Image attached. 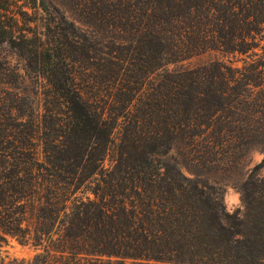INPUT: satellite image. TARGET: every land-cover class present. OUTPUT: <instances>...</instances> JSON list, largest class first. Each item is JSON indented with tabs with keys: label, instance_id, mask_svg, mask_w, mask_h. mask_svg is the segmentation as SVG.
I'll return each mask as SVG.
<instances>
[{
	"label": "trees",
	"instance_id": "trees-1",
	"mask_svg": "<svg viewBox=\"0 0 264 264\" xmlns=\"http://www.w3.org/2000/svg\"><path fill=\"white\" fill-rule=\"evenodd\" d=\"M1 45L45 91L0 80V264H264V159L201 177L264 148V0H0Z\"/></svg>",
	"mask_w": 264,
	"mask_h": 264
},
{
	"label": "rangeland",
	"instance_id": "rangeland-1",
	"mask_svg": "<svg viewBox=\"0 0 264 264\" xmlns=\"http://www.w3.org/2000/svg\"><path fill=\"white\" fill-rule=\"evenodd\" d=\"M76 23L79 24L78 22ZM79 25L84 28L83 25ZM91 29L94 30L96 27L93 26ZM100 31L101 30H99V33ZM217 57L222 56L214 51L206 52L184 61L182 65L192 66ZM228 57L229 56H225V58ZM232 58L236 59L234 57ZM235 64L239 65L240 62L235 61ZM24 67L25 61L14 51V49L6 45L0 46V80L7 82L5 85H14L13 87L15 91L25 95L27 99L25 106L29 104L28 101L30 98L35 111L41 112V99L42 93L45 91V83L41 78L36 80L34 74L30 73L28 75V73H25ZM13 71L17 74L15 77L11 74ZM2 86L3 84H0V91L2 90ZM169 157L176 161V157H179L176 153V148L170 150ZM263 159L264 148L260 146L255 147L250 149L248 153L244 154L238 162L234 164L231 162L215 166L207 172L202 173L201 177L206 178V180L212 184L221 186L223 189L224 204L227 210L232 212L238 208L242 209L240 194L234 186V183H239L248 171ZM105 163H110V157H108ZM179 166L185 175L193 176L182 161L179 162ZM262 174H264V170L262 171ZM7 240L8 241L6 243H2L0 246V259L14 263L13 259L27 260L34 255L35 248L33 246L22 245L11 237H8Z\"/></svg>",
	"mask_w": 264,
	"mask_h": 264
}]
</instances>
